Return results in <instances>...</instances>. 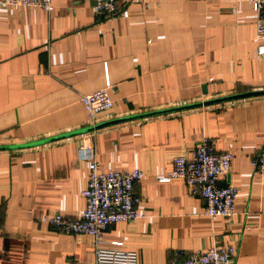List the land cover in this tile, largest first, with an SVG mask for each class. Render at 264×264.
Masks as SVG:
<instances>
[{"label":"crops","instance_id":"crops-1","mask_svg":"<svg viewBox=\"0 0 264 264\" xmlns=\"http://www.w3.org/2000/svg\"><path fill=\"white\" fill-rule=\"evenodd\" d=\"M51 7L0 8V147L89 127L79 98L106 81L112 106L93 125L264 91V55L244 0H132L125 19L95 15L91 0ZM202 138L232 156L217 182L236 189L229 218L203 216V201L182 180L160 181ZM263 140L264 96L0 150V264L92 263L90 237L41 222L82 212L81 145L93 147L99 172L142 173L133 192L145 219L106 227L103 248L133 252L136 264H167L174 251L232 245V264H264V181L250 165Z\"/></svg>","mask_w":264,"mask_h":264},{"label":"built area","instance_id":"built-area-1","mask_svg":"<svg viewBox=\"0 0 264 264\" xmlns=\"http://www.w3.org/2000/svg\"><path fill=\"white\" fill-rule=\"evenodd\" d=\"M95 15L118 17L128 16L127 6L132 0H91ZM254 13V38L259 42L257 56L264 55V0H244ZM35 8L49 13L51 0H0V8ZM109 84L79 98L89 125L93 126L99 114L107 112L112 102L108 96ZM77 159L87 163L85 188L80 193L84 208L77 218H68L56 212L41 222L63 235H86L92 239L93 261L91 264H136L133 252L103 248L101 234L111 224L128 223L145 219L136 210L139 202L133 186L142 178L139 170L124 172L114 170L99 172L93 147L81 145L76 152ZM232 156L227 152H215L212 141L202 138L190 157L177 156L172 159L169 174L160 181L180 179L187 186L191 197L203 201V216L207 218H229L235 215L236 189L219 186L220 177L228 171ZM253 172L264 181V140L253 158L250 159ZM236 249L232 245H213L206 250L182 253L172 252L167 264H232Z\"/></svg>","mask_w":264,"mask_h":264},{"label":"water","instance_id":"water-1","mask_svg":"<svg viewBox=\"0 0 264 264\" xmlns=\"http://www.w3.org/2000/svg\"><path fill=\"white\" fill-rule=\"evenodd\" d=\"M262 96H264V91H255V92H247V93H242V94H235V95H230V96H226V97H222V98H216V99L203 101V102H199V103H195V104H189V105L180 106V107H176V108H170V109H166V110H161V111H156V112H151V113H146V114L135 115V116H131V117L123 118V119L112 120V121H108V122H105V123H100V124L94 125L92 127L83 128V129H81V130H79L77 132H72L70 134L87 133V132H91V131H95V130L104 128V127L112 125V124L124 122V121L141 119V118H147V117H153V116L164 115V114L178 112V111H183V110H189V109H194V108H199V107H205V106L214 105V104H218V103H224V102H229V101H234V100H241V99H247V98H253V97H262ZM70 134H66V135H63V136L56 137V138L55 137L54 138H49V139L41 140V141H38V142L30 143V144H24V145H18V146H3V147H0V150H7V149L10 150V149L34 147V146H37V145H41V144H44V143L55 141L57 139L65 137V136H69Z\"/></svg>","mask_w":264,"mask_h":264},{"label":"bare ground","instance_id":"bare-ground-1","mask_svg":"<svg viewBox=\"0 0 264 264\" xmlns=\"http://www.w3.org/2000/svg\"><path fill=\"white\" fill-rule=\"evenodd\" d=\"M94 126V125H93ZM89 127H92V126H89ZM92 132V131H91ZM88 133H90V132H88Z\"/></svg>","mask_w":264,"mask_h":264}]
</instances>
